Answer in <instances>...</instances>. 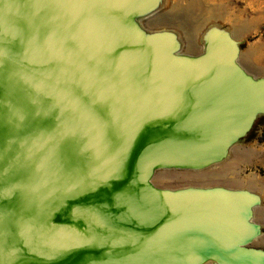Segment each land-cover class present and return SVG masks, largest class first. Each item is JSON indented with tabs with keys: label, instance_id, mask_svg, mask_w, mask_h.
<instances>
[{
	"label": "water",
	"instance_id": "water-1",
	"mask_svg": "<svg viewBox=\"0 0 264 264\" xmlns=\"http://www.w3.org/2000/svg\"><path fill=\"white\" fill-rule=\"evenodd\" d=\"M163 1L0 0V264H264L257 193L153 183L264 118L229 31L142 25Z\"/></svg>",
	"mask_w": 264,
	"mask_h": 264
},
{
	"label": "rangeland",
	"instance_id": "rangeland-1",
	"mask_svg": "<svg viewBox=\"0 0 264 264\" xmlns=\"http://www.w3.org/2000/svg\"><path fill=\"white\" fill-rule=\"evenodd\" d=\"M210 1L206 0L209 7L224 5L226 10L220 16L208 20V11L203 14L193 11L190 0H164L159 13L143 21L142 25L150 31H174L183 45L182 52L187 55L201 53V38L208 28L217 26L226 29L240 44L239 63L241 67L255 78L264 77V0ZM222 20L223 23H221ZM252 20L256 23L249 27L245 35L235 34L236 28ZM198 25L201 26L196 30ZM262 119L257 121V125L241 144L231 149L228 158L223 163L196 173L158 171L153 183L158 187L170 189L187 186L228 185L233 188H250L257 192L262 199V204L256 210L255 221L262 226L263 233L255 246L264 250V163L261 161L264 159V153L261 151L264 150V142L259 141L264 139V120ZM251 158L253 161L250 162ZM231 171L239 172L240 178L233 180ZM222 172H228L229 176L226 173L223 174L226 176L216 174ZM249 179H252L251 183ZM254 180L262 181L263 184L258 185Z\"/></svg>",
	"mask_w": 264,
	"mask_h": 264
},
{
	"label": "bare ground",
	"instance_id": "bare-ground-1",
	"mask_svg": "<svg viewBox=\"0 0 264 264\" xmlns=\"http://www.w3.org/2000/svg\"><path fill=\"white\" fill-rule=\"evenodd\" d=\"M212 1V0H211ZM210 1V2H211ZM213 2V1H212ZM190 6L192 8L193 11H197L198 13L200 14H203L205 13L206 11H208V16H207V19H211V18H215L217 16H220L222 14L223 11H225L226 9L223 7V6H217V7H209L207 5V2L206 0H190ZM216 3V2H215ZM207 9V10H205ZM194 13V12H193ZM244 13V12H243ZM245 16V15H244ZM227 17V16H226ZM221 19V18H220ZM243 19V18H242ZM221 21V20H220ZM231 22V21H230ZM228 22V23H230ZM223 23V20L222 22ZM256 21L255 20H252V21H249L247 22L246 24H243L241 25L240 27L236 28L235 30V34L238 35V36H243L247 33V31L249 30V27L253 24H255ZM225 24V23H224ZM233 24V23H232ZM201 25H198L196 27V30L200 28ZM231 26V25H230ZM264 59V58H263ZM262 59V60H263ZM260 61V60H259ZM256 63V62H255ZM259 63V62H258ZM222 167H227V166H222ZM200 182V180H199ZM205 182V180H204Z\"/></svg>",
	"mask_w": 264,
	"mask_h": 264
},
{
	"label": "crops",
	"instance_id": "crops-1",
	"mask_svg": "<svg viewBox=\"0 0 264 264\" xmlns=\"http://www.w3.org/2000/svg\"><path fill=\"white\" fill-rule=\"evenodd\" d=\"M262 151V153H264V150L262 149L261 150ZM251 161H253V159L251 158V160H250V162ZM255 161V160H254ZM262 161V163H264V159L263 160H261ZM229 172V171H228ZM228 172H222V173H216V174H222V176H226V175H223L224 173H226L227 174V176H229L228 175ZM232 172V179L233 180H235V179H239L240 178V173L239 172H236V171H231ZM234 173H236V174H234ZM206 175V174H205ZM208 177H206V179H207ZM251 181H252V179H249V182L251 183ZM258 185H262L263 184V182L262 181H256V180H254ZM217 186H221V187H226V188H230V189H247V190H250V188H233V187H231V186H228V185H217ZM195 187H213V185H206V186H195ZM250 191H252V190H250ZM252 192H254V191H252ZM255 193H257V192H255Z\"/></svg>",
	"mask_w": 264,
	"mask_h": 264
},
{
	"label": "trees",
	"instance_id": "trees-1",
	"mask_svg": "<svg viewBox=\"0 0 264 264\" xmlns=\"http://www.w3.org/2000/svg\"><path fill=\"white\" fill-rule=\"evenodd\" d=\"M262 120H264V119H262ZM256 125H257V124H256ZM259 141L262 143V142H264V139H260Z\"/></svg>",
	"mask_w": 264,
	"mask_h": 264
},
{
	"label": "snow or ice",
	"instance_id": "snow-or-ice-1",
	"mask_svg": "<svg viewBox=\"0 0 264 264\" xmlns=\"http://www.w3.org/2000/svg\"><path fill=\"white\" fill-rule=\"evenodd\" d=\"M0 62H2V61H0Z\"/></svg>",
	"mask_w": 264,
	"mask_h": 264
}]
</instances>
